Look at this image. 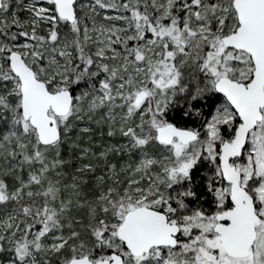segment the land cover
I'll use <instances>...</instances> for the list:
<instances>
[{"label":"snow or ice","instance_id":"1","mask_svg":"<svg viewBox=\"0 0 264 264\" xmlns=\"http://www.w3.org/2000/svg\"><path fill=\"white\" fill-rule=\"evenodd\" d=\"M0 264H264V0H0Z\"/></svg>","mask_w":264,"mask_h":264}]
</instances>
